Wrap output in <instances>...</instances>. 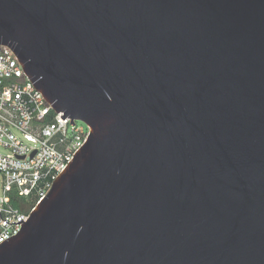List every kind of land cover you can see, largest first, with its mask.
<instances>
[{
  "label": "water",
  "instance_id": "95a60500",
  "mask_svg": "<svg viewBox=\"0 0 264 264\" xmlns=\"http://www.w3.org/2000/svg\"><path fill=\"white\" fill-rule=\"evenodd\" d=\"M0 45L90 129L0 264H264V0H0Z\"/></svg>",
  "mask_w": 264,
  "mask_h": 264
},
{
  "label": "built area",
  "instance_id": "2783aa9c",
  "mask_svg": "<svg viewBox=\"0 0 264 264\" xmlns=\"http://www.w3.org/2000/svg\"><path fill=\"white\" fill-rule=\"evenodd\" d=\"M36 89L14 52L0 45V247L17 236L90 129L62 119Z\"/></svg>",
  "mask_w": 264,
  "mask_h": 264
},
{
  "label": "rangeland",
  "instance_id": "374dc122",
  "mask_svg": "<svg viewBox=\"0 0 264 264\" xmlns=\"http://www.w3.org/2000/svg\"><path fill=\"white\" fill-rule=\"evenodd\" d=\"M0 153L1 154H7V151H5L3 148L0 147Z\"/></svg>",
  "mask_w": 264,
  "mask_h": 264
}]
</instances>
